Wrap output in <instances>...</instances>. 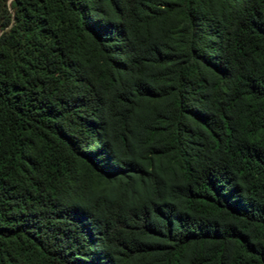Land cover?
<instances>
[{
    "label": "trees",
    "instance_id": "trees-1",
    "mask_svg": "<svg viewBox=\"0 0 264 264\" xmlns=\"http://www.w3.org/2000/svg\"><path fill=\"white\" fill-rule=\"evenodd\" d=\"M0 264H264V0H0Z\"/></svg>",
    "mask_w": 264,
    "mask_h": 264
},
{
    "label": "rangeland",
    "instance_id": "rangeland-1",
    "mask_svg": "<svg viewBox=\"0 0 264 264\" xmlns=\"http://www.w3.org/2000/svg\"><path fill=\"white\" fill-rule=\"evenodd\" d=\"M9 1V0H8Z\"/></svg>",
    "mask_w": 264,
    "mask_h": 264
}]
</instances>
